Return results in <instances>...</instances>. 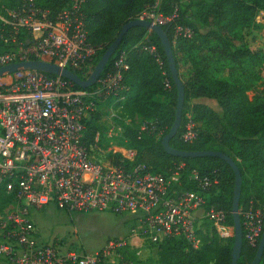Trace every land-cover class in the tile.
<instances>
[{"label":"trees","instance_id":"trees-1","mask_svg":"<svg viewBox=\"0 0 264 264\" xmlns=\"http://www.w3.org/2000/svg\"><path fill=\"white\" fill-rule=\"evenodd\" d=\"M21 4L20 0H0V58L16 53L20 43L25 49L37 44L23 29L17 42H12V28L2 20H10L7 11H16ZM36 5L55 19L70 7V0H36ZM153 12L171 19L162 28L171 42L185 89L182 124L170 147L181 152L210 151L229 156L242 177L240 210L253 202L255 208L264 212V91L254 100L248 97L260 82L256 70L264 67V50L252 52L246 45H238L240 33L251 31L258 14L264 13V0H85L82 14L87 43L96 50L90 64L92 70L117 40L124 26ZM177 28L189 30L190 38L181 36L174 41ZM151 45L156 47L158 56L145 50ZM122 54L126 55L129 66L123 80L127 90L120 94L125 101L114 107L115 121L121 126L119 147L133 151L135 159L133 163H121L122 156L116 154L112 164H126L128 168L143 166L151 175L164 178L183 165L181 184L185 192L199 191L197 184L190 180L194 171L210 177L217 184L204 192L206 208L225 212L226 226L234 229L236 179L232 168L217 158H176L163 147V140L176 119L178 90L159 38L143 27L130 29L99 81L113 73L114 64ZM29 60L37 59L30 56ZM185 67L187 78L182 74ZM72 72L82 80L89 77L85 71ZM225 74L224 79L219 78ZM112 102L113 98L102 101L98 110L84 122V140L88 146L93 147L100 135L101 108L109 109ZM189 122L196 126L197 137L192 143L183 140ZM143 126L147 127L146 130L142 129ZM15 201V194H8L5 185H1L0 213ZM198 235L201 239L198 250L191 249L182 239L163 241L157 247L158 264H232L235 234L223 239L215 228L211 233L203 234L199 225ZM259 242L253 248L243 238L238 264L253 263ZM127 251L123 252L124 262L139 264L136 258L133 260L137 252L131 250V256L127 257ZM260 264H264V255Z\"/></svg>","mask_w":264,"mask_h":264},{"label":"built area","instance_id":"built-area-1","mask_svg":"<svg viewBox=\"0 0 264 264\" xmlns=\"http://www.w3.org/2000/svg\"><path fill=\"white\" fill-rule=\"evenodd\" d=\"M16 11H7L10 20L2 19L12 28L11 41L16 43L20 30L27 31L37 42L25 49L19 44L16 53L0 58V65L31 61L30 56L70 71H93L91 61L96 50L87 43V30L82 14L85 0H70L55 19L39 9L36 0H20ZM139 20L161 27L171 19L158 13L144 14ZM191 32L176 29L174 41ZM145 50L158 56L151 45ZM158 61H160L158 57ZM129 66L122 54L113 73L91 90H75L60 78L49 79L38 72H24L0 79V186L16 201L0 213V261L9 264H108L119 259L132 246L127 240H110L94 254L64 251L56 243L37 244L32 211L48 206L69 214L110 213L117 216H141L142 235L152 244L182 239L191 249L201 247L198 235V213L213 224L217 234L228 239L234 229L226 226V214L207 209L204 192L217 184L210 177L194 171L190 180L198 192H185L181 182L184 166L171 176H153L143 166L98 162L93 147L87 145L84 122L98 110L102 101L113 98L108 109L116 117L114 107L125 101L120 95ZM143 126V130H146ZM121 131V129H119ZM196 126L189 122L183 140H196ZM118 154L133 163L135 153L119 148ZM244 238L255 248L264 231V212L250 202L240 210ZM139 238L137 230H131Z\"/></svg>","mask_w":264,"mask_h":264},{"label":"rangeland","instance_id":"rangeland-1","mask_svg":"<svg viewBox=\"0 0 264 264\" xmlns=\"http://www.w3.org/2000/svg\"><path fill=\"white\" fill-rule=\"evenodd\" d=\"M240 42L238 45H246L252 52L264 50V13L260 12L256 18L255 26L251 31L240 33ZM94 71V70H93ZM93 71L90 73L89 77L92 75ZM187 68H183L182 74L187 78ZM259 72L260 82L254 91L248 93L250 100H254L256 96H259L261 92L264 91V67L256 70ZM253 70V72L256 73ZM225 75L219 76V78L224 79ZM103 114V119L101 121V131L97 138L96 144L93 146V155L98 162L103 164L113 163L116 154H118L119 147V137L121 135V126L115 121L116 117L111 116V112L107 107L101 108ZM124 122L129 120L124 119ZM37 212L36 214H39ZM109 213H89V214H68L59 211L54 206H50L46 209L44 213L40 216V221L42 222V230L48 235L49 238L53 236L67 235V238H82L81 243L84 244L85 249H94L99 246V238H115L120 231V225L123 223V219L129 217V225H134L133 229L137 230L139 238H144L142 235L141 228L139 224L142 221L141 216H117V215H107ZM201 219H198V224L200 225L201 232L211 233L214 226L210 223L204 216V213L200 214ZM123 226V224H122ZM121 226V227H122ZM37 227V223H36ZM123 228V227H122ZM80 243V242H79ZM162 242L158 244H152L146 239L144 242V247L141 249L143 253L137 255L133 260L142 259L140 264H158L159 255H157V247ZM59 244L62 248L64 244ZM127 257L131 256V250L127 249ZM137 252V251H136ZM133 256V255H132ZM116 261V260H114ZM136 264L135 261L131 262ZM112 264H123V263H112Z\"/></svg>","mask_w":264,"mask_h":264},{"label":"water","instance_id":"water-1","mask_svg":"<svg viewBox=\"0 0 264 264\" xmlns=\"http://www.w3.org/2000/svg\"><path fill=\"white\" fill-rule=\"evenodd\" d=\"M135 27H143L147 29L149 32L154 33L160 40L162 47L164 49L165 57L168 62V67L172 76V79L178 90V103L176 109V119L174 125L169 132V134L163 140V147L165 151L173 157L176 158H217L226 162L233 170L235 174V191H234V200H233V219H234V234H235V242L232 252V264H238V260L240 259L242 247H243V228L242 221L240 217V199H241V189H242V177L240 171L235 164V162L227 155L219 152H181L174 150L170 147V142L173 138L176 137L181 124H182V116L185 104V89L183 83L179 77V72L177 70L175 58L173 55L171 42L163 30V28L159 25L153 24L150 21L146 20H136L132 21L126 26H124L121 34L117 38V40L110 46L107 52L104 54L96 68L94 69L92 75L88 77L86 80H82L79 78L74 72L59 67L58 65L52 64L43 60H31L25 62H19L14 64H9L6 66L0 67V79L9 77L14 74L24 73V72H38L44 75L54 76L56 78H60L68 83L77 86L83 90H87L96 86L100 77L108 65L111 58L114 56L117 48L122 42L124 35L132 28ZM264 255V233L260 239L258 250L256 253V258L252 264H260Z\"/></svg>","mask_w":264,"mask_h":264},{"label":"crops","instance_id":"crops-1","mask_svg":"<svg viewBox=\"0 0 264 264\" xmlns=\"http://www.w3.org/2000/svg\"><path fill=\"white\" fill-rule=\"evenodd\" d=\"M50 207V206H48ZM44 208L41 211H32V220L35 224L36 227V223H37V227H36V235H35V242L37 244L40 245H47V244H51V243H60V244H64L63 245V249L64 251H76V252H80V253H84V254H89V255H94L98 252H100L103 247L107 244V242H109L110 240H127L131 246H132V250L137 251V255H141V253H143V251L141 249H143L144 247V242L146 241V238H133L131 236V230L133 229L134 225H129L130 220L129 217H126L125 219H123V223H121L120 225V231L119 233H117L118 235L115 238H99L100 240V244L98 247L94 248V249H85L84 244L81 243L82 238H67V235H62V236H53L51 238L48 237V235L42 230V222L40 221V216L42 215V213H44L46 211V209L48 208ZM37 212H40L39 214H36ZM66 213V212H65ZM202 212L198 213V218L201 219V214ZM69 214V213H68ZM78 214V213H75ZM40 215V216H39ZM81 215V214H78ZM107 215H111L110 213ZM112 216V215H111ZM123 224V226H122ZM123 228H122V227ZM80 242V243H79ZM157 255H158V249H157ZM116 260V261H114ZM112 260L110 263L108 264H112V263H123L121 262V260L119 259H114ZM142 259L139 258L138 262L139 264L141 263ZM0 264H9L5 261H0Z\"/></svg>","mask_w":264,"mask_h":264}]
</instances>
